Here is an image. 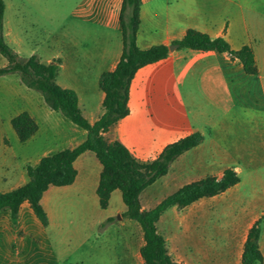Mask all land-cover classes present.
Instances as JSON below:
<instances>
[{"label":"crops","instance_id":"1","mask_svg":"<svg viewBox=\"0 0 264 264\" xmlns=\"http://www.w3.org/2000/svg\"><path fill=\"white\" fill-rule=\"evenodd\" d=\"M51 1L61 5L56 11L69 9L61 17L77 21L73 32L55 35L52 42L48 31L37 23L49 13L45 5ZM51 1L9 0L5 40L8 36L9 46L21 59L36 56L45 65H57V84L76 92L83 116L94 124L104 114L100 77L117 67L123 52V0ZM66 4L73 6L67 8ZM140 21L137 46L141 50L170 47L189 29L212 39L224 38L234 51L244 46L253 49L258 68L255 76L246 74L241 62L229 54L179 48L170 51L166 59L141 68L130 85L129 114L105 138L119 141L139 162L150 163L167 146L195 133L203 135L199 146L179 156L168 173L141 194L142 209L152 210L183 186L208 177L221 178L227 169H233L240 177L239 184L191 206L202 201L216 203L218 225L234 230L223 238L171 239L163 235L168 253L179 264H242L249 230L260 220L259 245L264 258V0H140ZM241 78L248 87L241 86ZM73 125L60 135V148L53 153L86 141L87 132ZM47 145H52L51 139ZM74 167L78 173L75 182L67 187L51 186L41 201L43 207L51 206L50 194L55 190L98 199L102 165L95 154L85 152ZM244 169L252 176L243 192ZM28 181L27 175H0V192H10ZM114 197L122 199L121 192L114 191L110 202ZM30 210V205L23 203L15 222L9 211L0 213V264H19L13 246L22 228L20 221ZM160 224L167 234L171 232V226Z\"/></svg>","mask_w":264,"mask_h":264},{"label":"trees","instance_id":"2","mask_svg":"<svg viewBox=\"0 0 264 264\" xmlns=\"http://www.w3.org/2000/svg\"><path fill=\"white\" fill-rule=\"evenodd\" d=\"M5 0H0V55L7 65L0 68V77L17 74L22 84L29 90L38 92L46 106L59 113L78 128L87 132V139L74 149H65L43 157L36 166L26 168L29 181L10 192H0V213L9 211L15 222L23 203L27 202L42 227L50 225L49 216L41 201L52 187L71 186L77 178L75 161L85 152H92L102 165L99 185L96 191L101 210L109 207L114 191L121 192L126 211L122 217L136 222L142 229L144 246L140 256L144 264H179L171 258L165 238L159 233L157 223L167 210L176 207L183 210L192 204L221 195L240 182L239 175L233 169H227L221 178L208 177L187 184L162 200L155 208L142 209L140 196L158 179L168 173L169 166L186 151L199 146L204 136L195 133L167 146L153 162L141 163L119 141L109 142L107 134L121 119L129 114V89L135 74L143 67L157 63L169 56L166 45L153 46L141 50L137 46V34L140 26V0H123L120 25L123 39V52L117 67L100 77V88L105 94L104 114L94 124L88 122L79 108V99L73 90L63 89L57 84L58 66L45 65L36 56L21 60L5 40L4 19ZM179 49L217 53H226L232 59L241 62L248 75H257L255 54L250 46L238 51L231 49L224 38L212 39L209 35L189 29L182 40L174 42ZM11 126L19 142L31 140L39 130L34 117L22 112L11 119ZM108 218L102 224L105 227L113 222ZM261 221H257L249 230L242 264H263L260 249Z\"/></svg>","mask_w":264,"mask_h":264},{"label":"rangeland","instance_id":"3","mask_svg":"<svg viewBox=\"0 0 264 264\" xmlns=\"http://www.w3.org/2000/svg\"><path fill=\"white\" fill-rule=\"evenodd\" d=\"M5 1V32L8 35L9 0ZM45 6L49 13L37 23L48 31L51 42L55 35L62 36L76 29L77 21L61 17V13L69 9L56 11L54 8L61 5L52 1ZM72 6L65 5L67 8ZM6 42L10 45L8 36ZM25 54L23 56L27 58ZM6 65L7 60L0 55V68ZM239 82L243 87L249 86L243 78ZM22 112H28L39 126L36 135L26 143L19 142L11 126V119ZM68 125L73 124L49 109L41 95L27 89L17 74L0 77V175H27L28 165L35 166L40 158L60 148L58 139ZM48 139H51L50 146ZM251 176L244 169L241 191L249 188ZM50 199L51 206L44 207L50 219L49 227H42L32 210L20 221L22 228H19L18 241L13 246L19 264H144L140 256L144 245L142 229L136 222L122 217L125 206L121 198L114 197L108 211L101 210L96 196L90 194L79 196L55 190ZM218 213L216 203L202 201L183 210L172 212L169 209L164 214L163 218H166L160 223L171 226L169 235L165 228L162 229L163 225L161 227L159 223L158 227L162 236H171V239L176 236L223 238L234 229L219 226ZM110 216L113 222L102 227Z\"/></svg>","mask_w":264,"mask_h":264},{"label":"water","instance_id":"4","mask_svg":"<svg viewBox=\"0 0 264 264\" xmlns=\"http://www.w3.org/2000/svg\"><path fill=\"white\" fill-rule=\"evenodd\" d=\"M178 48H179L178 45H172V46L169 47V50H170V51H174V50H176V49H178Z\"/></svg>","mask_w":264,"mask_h":264}]
</instances>
